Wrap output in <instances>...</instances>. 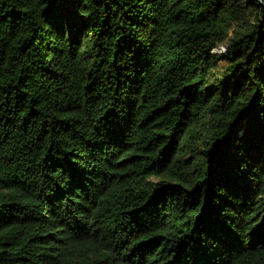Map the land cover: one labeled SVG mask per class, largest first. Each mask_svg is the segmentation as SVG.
Here are the masks:
<instances>
[{"label":"trees","instance_id":"obj_1","mask_svg":"<svg viewBox=\"0 0 264 264\" xmlns=\"http://www.w3.org/2000/svg\"><path fill=\"white\" fill-rule=\"evenodd\" d=\"M0 264H264V0H0Z\"/></svg>","mask_w":264,"mask_h":264}]
</instances>
